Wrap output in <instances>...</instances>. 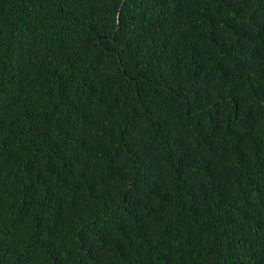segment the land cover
Instances as JSON below:
<instances>
[{
	"label": "trees",
	"instance_id": "1",
	"mask_svg": "<svg viewBox=\"0 0 264 264\" xmlns=\"http://www.w3.org/2000/svg\"><path fill=\"white\" fill-rule=\"evenodd\" d=\"M0 264H264V0H0Z\"/></svg>",
	"mask_w": 264,
	"mask_h": 264
}]
</instances>
